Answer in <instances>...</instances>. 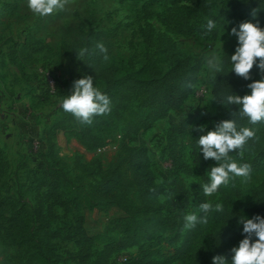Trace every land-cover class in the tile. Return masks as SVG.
<instances>
[{"label":"rangeland","instance_id":"rangeland-1","mask_svg":"<svg viewBox=\"0 0 264 264\" xmlns=\"http://www.w3.org/2000/svg\"><path fill=\"white\" fill-rule=\"evenodd\" d=\"M149 1L71 0L66 11L38 17L29 9L28 0H0V81L12 100L0 102V144L4 146L9 160V170L0 179V193L16 197L26 206L33 207L35 185L41 168L53 164V153L60 158L58 166L65 172L66 179L80 187L87 188L98 180L101 175L98 169L115 161L125 175L126 189L133 190L139 186V180L130 169L129 153L121 145L124 141L126 146L142 148L143 157L135 168L144 176V186L152 202L146 211L140 212L142 221L133 230L139 241L124 248L125 254L137 252L139 242L149 236L160 235L161 243L167 245L168 238L176 232L184 216L198 213L191 185L195 181H199L201 186L206 183L201 176L200 165L191 154L189 136L178 135V149L186 168L179 170L182 185L177 184L174 175L176 165L168 150L167 131L174 124H185L188 133L206 135L208 131L215 130L217 123L231 118L226 107L219 100H213L220 98L211 92L215 78L207 66L206 57L217 56L223 60L230 48L238 43L231 29L235 27L239 30L240 25L238 0H217L219 21H215L217 28L213 34L172 30L158 17L165 9L164 4H149ZM89 27L101 30L103 40L110 42L105 64L121 66L132 62L136 69L150 56L164 72L175 59L187 58L191 65L198 63V70L189 93L178 107L168 109L164 116L153 120L146 129L125 138L123 122L120 121L102 133L108 141L107 145L85 152L74 141L73 135L58 129L56 124H62L65 117L67 124H73L75 120L61 104L71 95L74 82L86 77L83 57L77 58L76 52L85 48L84 31ZM147 38L151 41L148 44L145 43ZM229 63L231 60L226 65ZM227 66L224 62V69ZM46 70L53 73L57 82L54 93L46 89ZM218 74L221 73L215 76ZM94 86L101 90L104 82L96 78ZM200 90L202 92L197 94ZM201 125L204 131L195 130ZM48 130L50 134L46 138ZM258 151L257 147L247 144L242 156L237 152L230 155L239 164L251 165ZM245 155L246 160H243ZM78 163L88 164L93 172L81 170ZM236 179L243 189L239 200L240 218L251 219L258 215V209L264 202V168H252L251 179L247 183H242L241 178ZM217 197L218 192L213 196L204 194L205 202L212 203ZM141 207L130 199L102 208L73 210V213L69 210L66 217L61 216L62 208L54 207L60 217L52 222V226L65 228L73 222L71 214L76 216L81 213L85 231L98 234L109 218L134 214ZM238 221L228 226L231 240L234 236L240 239L243 234V224ZM53 240L63 257L66 253H81L71 237ZM106 242V238L96 239L86 246L88 253L84 264H121L116 260L117 249L108 254L103 252ZM233 247L234 243L224 253L229 261ZM64 259L69 264H81L69 257ZM0 264H25L22 248L7 244L0 237ZM167 264H182V261L175 259Z\"/></svg>","mask_w":264,"mask_h":264},{"label":"trees","instance_id":"trees-1","mask_svg":"<svg viewBox=\"0 0 264 264\" xmlns=\"http://www.w3.org/2000/svg\"><path fill=\"white\" fill-rule=\"evenodd\" d=\"M238 1L237 18L239 23H258L261 28H264V0ZM157 2L163 3L165 8L163 13L158 15L160 21L176 32L203 33L206 31L203 26L206 25L208 19L219 21L217 0H150L149 4ZM145 12L149 13L147 10ZM211 33H215V30ZM100 42L106 46L107 50L109 49L110 42L103 40L101 30L89 27L84 31L83 44L89 49V54L83 57L85 76H92L93 80L98 78L104 82L101 92L111 99V112L95 117L91 126L82 124L77 118L73 124H67L66 117L62 120V124H56L58 129H63L65 133L73 135L89 151L107 145L108 141L102 133L112 129L120 121L123 122V138H125L146 129L153 120L164 116L168 109L178 107L189 93L198 70V63L191 65L187 62V58L175 59L169 69L164 72L158 68L156 60L150 56L147 57L144 64L136 69L132 62L121 66L105 64L103 54H100L98 49L93 51L95 45ZM150 42V39L147 38L145 43ZM236 47H238V43L234 44L223 56L225 66H227L230 56L235 53ZM169 56L171 57L172 54ZM231 67L232 65L229 63L213 82L211 92L220 99H224L228 95L236 94L243 97L250 94L251 90L247 85L262 78L256 65L251 71V80L238 77L234 71L229 72ZM226 110L231 115L232 112L239 109L238 106L231 105ZM230 119L237 121L238 128L249 127L256 132L258 139L248 141V145L255 146L259 150L251 167L264 168V123L251 125L247 118L241 120L238 116H231ZM49 134L48 130L45 137L49 138ZM184 134L189 136L191 154L200 165L203 180L209 183L208 174L211 167L216 166V161L204 159L203 152L200 151L198 145L200 136L197 133H188L185 124H174L170 126L167 135L168 150L176 165L174 175L177 184L182 185L178 176L179 170L186 168L181 160L177 143L178 135ZM121 148L129 153L130 169L139 180L137 188L126 189L125 175L120 165L115 161L98 169L101 172L98 180L87 188L80 187L66 179L65 172L61 166H58L60 158L51 150L55 160L49 167L41 168L38 182L35 185L33 207L26 206L16 197L0 193L1 239L7 244L22 248L25 264H69L64 259L65 257L84 264L88 253L86 246L96 239H107L103 251L105 254L115 249H117V253L123 252L124 248L136 244L139 238L135 236L133 230L142 221L140 212L148 209L152 199L149 198V191L144 186V176L135 168L139 159L143 157L142 148L126 146L124 141ZM245 157L246 155L243 156V160H246ZM97 161V165H99L100 162ZM78 165L81 170H89L86 163H78ZM8 170L9 160L4 146L0 144V179ZM88 172H93V170ZM191 189L198 205L197 214L202 215L199 205L205 203L203 188L199 181H195L191 185ZM242 195L243 189L237 179L230 182L228 187L222 186L218 191L217 199L212 203L213 205L221 203L224 207L223 213L214 212L210 215L207 224H198L194 229L183 231L180 234L184 225V220H182L173 236L168 238L167 245L161 243L160 235L149 236L139 242L137 252L127 253L126 258L118 263L167 264L175 259H180L182 264H212L214 256L224 255L233 243L234 247H237V244L239 245V242L244 239V235L241 234L240 239L234 236L231 240L228 233V226L240 218L239 200ZM130 199H134L142 207L137 209L134 214L109 218L103 231L98 234H89L85 231L84 218L81 213L76 216L71 214L73 222H69L65 228L52 226V222L60 217L54 211V207L62 208L61 216L66 217V212L69 210H72L73 213V210L102 208L111 203L120 204ZM258 215L264 217V202L258 209ZM57 237L75 239L81 253L78 255L66 253L64 257L61 256L53 240ZM255 239L254 237L253 240Z\"/></svg>","mask_w":264,"mask_h":264},{"label":"clouds","instance_id":"clouds-1","mask_svg":"<svg viewBox=\"0 0 264 264\" xmlns=\"http://www.w3.org/2000/svg\"><path fill=\"white\" fill-rule=\"evenodd\" d=\"M70 3L71 0H28V7L34 15L47 17L66 11ZM203 27L206 29L205 34H208L217 28V24L214 20L208 19ZM231 34L238 38V47L230 56L232 67L229 72L234 71L238 77L251 80V71L256 65L262 78L247 85L251 90L250 94L243 97L236 94L228 95L224 99L213 100H219L226 108L231 105L238 106L239 110L232 112L231 116H238L241 120L247 118L251 125L264 123V28L258 23L242 22L239 30L235 27L231 29ZM97 49L107 60L106 46L100 42L95 45L93 51ZM76 53L77 58L84 57L89 54V49L81 48ZM206 63L215 79L217 78L215 74L224 71V62L217 56L206 57ZM61 107L82 124L91 126L95 117L111 112L112 101L94 86L92 76H86L74 82L71 95L62 101ZM195 130L202 132L204 126L196 127ZM253 139H258L256 132L249 127L238 128L235 119L217 123L215 130L208 131L206 135L198 138L204 159L216 161V166L211 167L209 172L210 182L201 186L205 196H213L222 186L228 187L236 178H241L242 183H247L251 179V165L239 164L230 153L237 152L242 156L248 141ZM199 211L202 215L193 212L184 216L182 231H190L198 224H207L210 215L214 212L223 213L224 207L221 203L213 205L211 202H205L199 205ZM238 223L243 224L244 239L239 242L238 247L231 249V260L229 261L226 255H216L212 264H264V217L257 215L251 219L240 218Z\"/></svg>","mask_w":264,"mask_h":264},{"label":"built area","instance_id":"built-area-1","mask_svg":"<svg viewBox=\"0 0 264 264\" xmlns=\"http://www.w3.org/2000/svg\"><path fill=\"white\" fill-rule=\"evenodd\" d=\"M45 75V84H46V89L51 92L54 93L55 92V85H56V80L54 78V75L52 72H50L49 70H46L44 72ZM202 91H198L197 94H200ZM116 256V260L117 262H121L126 258V254L124 252H119L115 254Z\"/></svg>","mask_w":264,"mask_h":264},{"label":"crops","instance_id":"crops-1","mask_svg":"<svg viewBox=\"0 0 264 264\" xmlns=\"http://www.w3.org/2000/svg\"><path fill=\"white\" fill-rule=\"evenodd\" d=\"M15 97L16 96L14 95L13 96V99ZM6 100H11V96L8 93V91L4 89L3 83H1V81H0V102H4ZM74 141L80 145V147L82 148L83 151H85V152H91V151L86 150L85 147L75 137H74ZM98 149H100V148H98Z\"/></svg>","mask_w":264,"mask_h":264}]
</instances>
